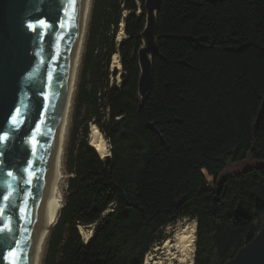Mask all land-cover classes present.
Listing matches in <instances>:
<instances>
[{
    "label": "trees",
    "instance_id": "trees-1",
    "mask_svg": "<svg viewBox=\"0 0 264 264\" xmlns=\"http://www.w3.org/2000/svg\"><path fill=\"white\" fill-rule=\"evenodd\" d=\"M90 13L71 176L42 264H145L163 228L183 217L197 220L194 264H224L264 227V0H162L144 99L145 0H92ZM92 120L111 143L105 157L88 141ZM248 158L259 162L221 175ZM95 224L85 239L80 227Z\"/></svg>",
    "mask_w": 264,
    "mask_h": 264
},
{
    "label": "water",
    "instance_id": "water-1",
    "mask_svg": "<svg viewBox=\"0 0 264 264\" xmlns=\"http://www.w3.org/2000/svg\"><path fill=\"white\" fill-rule=\"evenodd\" d=\"M161 2L145 0L137 53L141 99L154 83ZM85 4L86 0H0V264H29ZM151 127L155 129L153 123ZM224 264H264V227Z\"/></svg>",
    "mask_w": 264,
    "mask_h": 264
},
{
    "label": "bare ground",
    "instance_id": "bare-ground-1",
    "mask_svg": "<svg viewBox=\"0 0 264 264\" xmlns=\"http://www.w3.org/2000/svg\"><path fill=\"white\" fill-rule=\"evenodd\" d=\"M91 7L92 0H86L84 18L79 37L77 52L73 64V69L70 77L64 115L58 132L55 159L52 165L49 178L46 181L41 192L37 215V224L33 235L31 252L29 256V264H41L46 239L49 235L52 226L57 220L62 206L65 202L62 189V182L64 178V148L69 128L74 94L78 81L79 68L81 65V59L84 50ZM124 24V20H122L117 34L118 41H121L126 37V33L124 32ZM111 67L113 69L119 70V72L123 71L120 55L118 52L114 53V55L112 56ZM119 79L121 78L119 77ZM88 141L99 151L101 156L105 157L106 155L110 154V145L108 143V140L104 137L103 133L98 129L95 124H92L90 126ZM204 173L208 177H212L208 174L205 169ZM196 226L197 225L195 222L191 229L187 228L183 232L178 233L174 240L167 239L161 248V254L156 256L154 264H194ZM80 229L82 234L84 235V238L87 239V237L90 236V232H88L84 226H81Z\"/></svg>",
    "mask_w": 264,
    "mask_h": 264
},
{
    "label": "rangeland",
    "instance_id": "rangeland-1",
    "mask_svg": "<svg viewBox=\"0 0 264 264\" xmlns=\"http://www.w3.org/2000/svg\"><path fill=\"white\" fill-rule=\"evenodd\" d=\"M128 14H129L128 11H126V10L123 11V17H126ZM89 22H90V17H89ZM89 22H88V26H89ZM88 28H87V32H88ZM86 35H87V33H86ZM81 66H82V59H81V65H80V68H79V74H80ZM123 72H124V70L122 72H119V70H118V75H116V76L111 75L110 85H117V86L120 85V81L122 79L121 74ZM79 74H78V81H79ZM118 76L121 79H119ZM78 81H77V86H78ZM77 86H76V90H75V94H74L73 106H72L71 115H70L69 128H68V133H67V138H66V143H65V148H64L65 149L64 150V158H63L64 178H63V182H62V189H63L64 198H65V195H66L67 180L71 176V174L67 171V168H66V159H67V154H68L67 152H68L69 145H70V140H71L72 121H73V112H74V102H75V97H76ZM92 124H95L98 127V129L103 133L104 137L108 140V143H109L110 149H111V143H110L109 139L106 137V135L103 132V130L101 129L100 125L97 124L94 120H92L90 122L89 130H90V126ZM88 140H89V134H88ZM258 162L259 161H257L256 159H253V158H248L247 160H243V161H239V162H231V163L228 164L226 169L221 173V175L225 176V175L237 172V171L242 170V169H244L246 167L252 166V165H254V164L258 163ZM206 177H207V180L210 182V184L213 185V182H212L213 181V176L212 177H208L206 175ZM195 222L197 223L196 219L189 218V217L178 218V219H176L174 221H171L166 227L163 228L162 237L159 240H157L152 245L150 251L148 252V254L146 256L145 264H154V260H156V256L161 254V251H162L161 248H162L164 242L167 239L174 240L178 233L183 232L187 228L191 229V227L193 226V224ZM84 227L86 228V230L88 232H90V235H91L94 226L88 225V226H84ZM47 239H48V237H47ZM47 239H46V243H45L43 254H42L41 264L43 262V258H44V255H45V252H46V248H47ZM195 243H196V241H195Z\"/></svg>",
    "mask_w": 264,
    "mask_h": 264
},
{
    "label": "snow or ice",
    "instance_id": "snow-or-ice-1",
    "mask_svg": "<svg viewBox=\"0 0 264 264\" xmlns=\"http://www.w3.org/2000/svg\"><path fill=\"white\" fill-rule=\"evenodd\" d=\"M40 23L43 24V21H41Z\"/></svg>",
    "mask_w": 264,
    "mask_h": 264
}]
</instances>
